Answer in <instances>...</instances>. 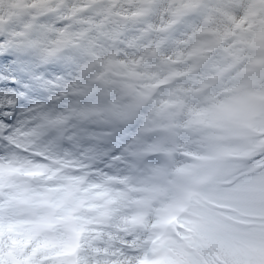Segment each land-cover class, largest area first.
Returning a JSON list of instances; mask_svg holds the SVG:
<instances>
[{
	"label": "clouds",
	"instance_id": "9594fccd",
	"mask_svg": "<svg viewBox=\"0 0 264 264\" xmlns=\"http://www.w3.org/2000/svg\"><path fill=\"white\" fill-rule=\"evenodd\" d=\"M22 7L8 25L15 39L5 31L0 41L12 66L0 81V165L6 176L15 157L13 166L42 172L17 177L41 192L82 180L72 195L44 197L82 229L70 259L264 264V0H196L184 19L205 54L179 65L172 41H186L156 23L168 0L152 11L132 0ZM15 11L0 0L5 16ZM207 166L221 194L184 211L168 207L167 193L145 204L136 190L170 189L179 169ZM237 186L243 197L229 195ZM46 235L66 238L61 226Z\"/></svg>",
	"mask_w": 264,
	"mask_h": 264
},
{
	"label": "snow or ice",
	"instance_id": "6c2138e0",
	"mask_svg": "<svg viewBox=\"0 0 264 264\" xmlns=\"http://www.w3.org/2000/svg\"><path fill=\"white\" fill-rule=\"evenodd\" d=\"M19 161L11 157L8 171ZM180 179H169L170 189L144 184L136 189L143 194V203H150L159 195L167 193L171 199L170 209L184 211L194 199H211L215 190L216 171L207 166L201 171L179 169ZM4 174L0 165V176ZM231 197H243L245 191L241 186L231 190ZM61 203L36 199L27 186H15L8 189V194L0 195V264H78V243L82 229L73 222L70 212L58 215ZM23 217H27L24 219ZM28 221L30 227L21 226ZM165 220L164 223H168ZM211 223L212 221H208ZM61 226L66 238L53 243L46 235ZM58 248L59 251L52 252ZM141 264H174L171 260L147 258Z\"/></svg>",
	"mask_w": 264,
	"mask_h": 264
},
{
	"label": "rangeland",
	"instance_id": "374dc122",
	"mask_svg": "<svg viewBox=\"0 0 264 264\" xmlns=\"http://www.w3.org/2000/svg\"><path fill=\"white\" fill-rule=\"evenodd\" d=\"M133 3H137L142 6L147 11H152L153 6L156 4L157 0H132ZM169 5V15L164 21L157 20L156 23L159 24L160 29L165 33H171L173 36H179L181 40H173L172 47L175 49L180 59L177 64H191L201 59L204 56V49L206 41L198 39L197 36L193 35V27L190 21H186L184 17L191 10L192 6L196 3V0H168ZM11 3L16 5V11L11 16H5L3 12H0V41L4 39V33L7 31L9 33V41L15 39L16 33L8 28V25L13 23V20L18 19L23 12V3L25 0H11ZM3 35V36H2ZM191 37V39H189ZM8 45L0 42V66H5L8 64V53L6 51ZM6 56V57H5ZM3 58V59H2ZM10 58V57H8ZM4 62V63H3ZM11 70V65H8ZM179 71V69H178ZM1 72V71H0ZM191 75V73H187ZM14 86V85H13ZM19 171H22V167H18ZM56 177L50 176L49 179H55ZM67 182L65 184H60L55 187H44V191H32L30 185L27 187L32 191L34 196L42 197V200H51L44 198L47 193L51 192H64L67 195H72L74 191H77L76 185L82 182L80 178L71 179V188H68L69 177L64 178ZM25 184L18 180L15 176H10L7 178L5 174L0 176V195H7L8 189L15 186H24ZM55 188V189H54ZM54 189V190H53ZM5 190V191H4ZM65 190V191H64ZM69 190V191H68ZM43 194V195H42ZM28 224V221H22L21 226L24 227Z\"/></svg>",
	"mask_w": 264,
	"mask_h": 264
},
{
	"label": "bare ground",
	"instance_id": "6f19581e",
	"mask_svg": "<svg viewBox=\"0 0 264 264\" xmlns=\"http://www.w3.org/2000/svg\"><path fill=\"white\" fill-rule=\"evenodd\" d=\"M6 57V56H5ZM1 58V57H0ZM3 59V58H2ZM1 60V59H0ZM8 61V60H7ZM4 63V62H3ZM9 65V64H8ZM7 64L3 67H0V81H2L4 79V77L11 71L9 66ZM54 177V176H53ZM72 179V178H71ZM55 187V186H54ZM51 188V187H50ZM55 189V188H54ZM53 189V190H54ZM5 191V190H4ZM51 192V191H50ZM43 195V194H42ZM42 199V197H41Z\"/></svg>",
	"mask_w": 264,
	"mask_h": 264
}]
</instances>
